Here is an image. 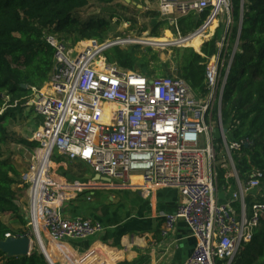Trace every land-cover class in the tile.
<instances>
[{
  "label": "built area",
  "instance_id": "built-area-1",
  "mask_svg": "<svg viewBox=\"0 0 264 264\" xmlns=\"http://www.w3.org/2000/svg\"><path fill=\"white\" fill-rule=\"evenodd\" d=\"M205 10L209 13L204 22L176 39L182 44L200 34L210 36L209 40L224 23L216 41L218 52L206 62V93L201 97L175 75L147 77L108 63L104 50L123 41L78 40L69 46L55 35H45L54 48L53 67L26 102L42 118L29 139L38 146L31 155L30 175H25L32 183L27 219L33 229L39 216L41 231L59 243L86 239L103 230L98 221L62 214V194L89 188L79 182H57L50 176L51 156L56 152L70 161L85 162L110 183L125 187L139 176L144 195L155 187L176 188L181 201L174 211L162 215L160 232L166 237L178 220L189 228L195 245L183 264H230L240 247L252 240L264 218V202L255 197L247 206L245 201L249 191L260 187L262 172H252L245 184L237 179L231 152L243 142L230 141L227 132H222L219 112L231 63L229 58L225 67L221 53L232 23V0H157L160 19L168 20L176 30L179 18ZM216 146L224 152L221 158ZM218 167L236 179L222 201L215 187Z\"/></svg>",
  "mask_w": 264,
  "mask_h": 264
},
{
  "label": "trees",
  "instance_id": "trees-1",
  "mask_svg": "<svg viewBox=\"0 0 264 264\" xmlns=\"http://www.w3.org/2000/svg\"><path fill=\"white\" fill-rule=\"evenodd\" d=\"M114 1L0 0V240H4L6 234L26 236L29 233L25 228L28 220L16 202L21 176L13 160L5 153V147L11 141L28 150L38 146L37 142L27 138H16L9 129V123L29 108L26 102L32 96V89L41 88L52 70L54 48L46 41L45 35L69 37L71 45L78 40L89 39L103 43L108 39L111 19L97 16L81 20L74 13L90 2L111 4ZM208 13L205 10L198 15L179 18L177 30L168 20L158 21L152 25L150 36L159 37L157 29L165 24L173 33L176 31L185 37L204 22ZM231 16L227 47L221 53L225 58V67L229 58L231 63L219 109L220 119L229 140L243 142L238 150L231 152L237 179L245 184L252 172L261 171L262 195L258 193L256 198L264 202V0H232ZM146 30V27L142 29L143 32ZM223 30L224 23H220L214 35L202 43V55L188 47L176 49L179 59L174 75L182 78L197 97L206 93V62L218 52L216 41ZM236 42L237 49L233 52ZM103 54L108 63L147 77L173 76L161 69L166 63L161 64L158 53L149 45L135 44L126 49L114 45L106 48ZM41 123L42 118L37 116L34 129ZM219 149L216 146L217 152ZM51 161L54 171L71 165L56 152H53ZM62 162H66L67 166H63ZM235 185V177L218 167L216 191L225 193ZM251 201L252 197L248 195L247 206ZM8 214L13 216L12 221H3L2 217ZM56 243L50 241L45 244L53 263L65 259L57 252ZM95 249L100 254L111 255L112 261L120 258L117 251L102 244ZM0 259L2 264H49L36 247L29 255L17 257H8L0 250ZM70 260L79 263L81 259ZM230 264H264V218L260 219L252 240L240 247Z\"/></svg>",
  "mask_w": 264,
  "mask_h": 264
},
{
  "label": "crops",
  "instance_id": "crops-1",
  "mask_svg": "<svg viewBox=\"0 0 264 264\" xmlns=\"http://www.w3.org/2000/svg\"><path fill=\"white\" fill-rule=\"evenodd\" d=\"M92 3L94 2L89 4ZM154 4L157 11V0ZM213 32L214 29L209 32L210 35ZM65 160L70 164L82 162L66 158ZM62 164L67 166L66 162ZM85 166L92 172L91 178L87 179L86 176V180L79 183L89 189L83 193L71 191L69 198L67 193L62 194L63 199L67 197L68 202L76 201L72 205L75 214L68 213L62 201V214L98 221L103 230L86 239L63 242L68 246L64 252L66 258L58 260L55 264H183L186 261L195 245V238L186 224L178 220L173 231L166 237L160 232L163 225L162 215L174 211L181 201L176 188L155 187L149 195H144L141 190L144 188L143 183L139 176H135L139 177L137 181L132 179L131 183L124 187L110 183L102 177L97 178L91 167L88 164ZM98 191L106 193L102 194L101 199L95 200L93 195ZM86 195L90 198L87 199ZM227 195V192L217 193L220 201ZM234 206L238 207L237 204ZM100 244L117 251L120 258L112 261L111 255L100 254L95 249ZM70 259L81 260L76 263Z\"/></svg>",
  "mask_w": 264,
  "mask_h": 264
},
{
  "label": "rangeland",
  "instance_id": "rangeland-1",
  "mask_svg": "<svg viewBox=\"0 0 264 264\" xmlns=\"http://www.w3.org/2000/svg\"><path fill=\"white\" fill-rule=\"evenodd\" d=\"M155 0H115L111 4H101L94 2L89 4L88 6L77 10L74 15L79 17L81 20H86L89 17H105L107 19H111V29L108 34V39L111 41L120 40L123 42H119L117 46H120L123 49L130 47L135 44H139L141 46L149 45L151 46L159 56V60L161 64L166 63L165 67L161 69L169 72V74H175L177 63H178V54L176 53V49L182 50L185 48L183 43L177 44L176 39H178L181 35L178 34L176 31L173 33L172 29H167L166 25L163 24L160 26L157 31L159 33V37H165L166 34H171L168 37L166 45H157L152 43L156 37L150 36V30L153 24L157 23L158 21H162L158 15V12L155 9ZM112 16V18H110ZM216 23V22H215ZM214 23V24H215ZM147 28L146 31H142V29ZM211 29H209V32ZM210 34V33H209ZM183 37V36H181ZM210 37V36H209ZM209 37H202L201 39L206 41ZM58 38V37H57ZM60 40L65 41V43L69 46L72 44V40L69 37L62 36L59 38ZM173 39V40H172ZM105 40V41H107ZM202 45V44H200ZM201 47V46H200ZM190 48V47H188ZM195 51V48L191 47ZM198 51H200L198 49ZM104 55V54H103ZM105 56V55H104ZM30 102V101H29ZM28 109L26 108L23 110L21 116H17L15 121H10L9 129L11 132H14L16 138H27L30 139L32 135L37 131L38 127L34 129L35 118L38 116L34 109L28 105ZM218 133H215V138H218ZM35 149V148H34ZM33 149V150H34ZM5 153L10 156V158L15 163L20 176H21V184H19V190H17V197L16 202L20 206L23 214L26 218L29 219V201H30V188L32 187V183L29 180L30 175V163H31V155L33 151L28 149H24V146L15 143L14 141L9 142L5 147ZM224 154L223 151L218 152V157L221 158ZM84 162H77L71 164L70 166L59 169L57 171L52 170L50 172V176H55L54 179L59 182L61 180L68 181L70 183L81 182L91 178V171L90 169L83 164ZM28 176H25L28 174ZM85 175V176H84ZM80 180V181H78ZM105 191H98L96 192L93 197L95 200L101 199L102 194H105ZM108 193V192H107ZM219 194H223L222 192H217ZM258 193L262 195L261 188L259 187L256 190L249 191V195L252 198L257 197ZM69 198V196L67 195ZM64 198L63 204L67 208V212L70 214L73 213V203L76 201H70ZM94 200V201H95ZM85 204H89V202H85ZM13 216L5 215L2 217V220L5 222H11ZM30 221V220H29ZM31 222V221H30ZM28 222L26 225V229L29 231L28 235L32 239L31 242V250L36 247L40 251V246L38 241L35 238L33 226ZM14 229H17L15 225L12 224ZM41 241L43 245L48 244L51 240L48 238L47 234L40 230L39 232ZM74 242V241H71ZM68 248L66 243H56V250L57 252L63 257L66 258L64 255L65 250ZM30 250V251H31ZM0 264L1 259H0Z\"/></svg>",
  "mask_w": 264,
  "mask_h": 264
},
{
  "label": "water",
  "instance_id": "water-1",
  "mask_svg": "<svg viewBox=\"0 0 264 264\" xmlns=\"http://www.w3.org/2000/svg\"><path fill=\"white\" fill-rule=\"evenodd\" d=\"M153 43L157 44V45H166L167 44L166 42H158V41H153ZM23 86L26 87V85H23ZM222 132L225 133L226 129L222 128ZM96 176H97V178L100 177L98 174ZM102 179L108 181V179H105V178H102ZM33 230H34L35 238L38 241L39 246H40V252L44 255L46 261L49 264H55V263H52L47 258L46 254H45L44 245L41 242L39 231L36 228H34ZM31 242H32V239H31L30 236H10V237H6L4 240H0V250L3 253H5L8 257H17V256L29 255L30 250H31Z\"/></svg>",
  "mask_w": 264,
  "mask_h": 264
},
{
  "label": "bare ground",
  "instance_id": "bare-ground-1",
  "mask_svg": "<svg viewBox=\"0 0 264 264\" xmlns=\"http://www.w3.org/2000/svg\"><path fill=\"white\" fill-rule=\"evenodd\" d=\"M216 26V23L214 24V25H212L211 27H210V29L211 30H213L214 29V27ZM171 36V34L170 35H167V36H165V37H157L154 41H158V42H168L169 40H167L168 39V37H170ZM202 38V35H200V34H196V35H193L191 38H188V39H186V40H184V41H181V42H183V46H185V47H193V48H195L196 50H198L199 49V47H200V44L202 43V41H204V40H202L201 39ZM173 40V39H172ZM153 43V42H152ZM176 43V42H175ZM168 45V44H167ZM181 45V44H180ZM47 162V161H46ZM47 164H48V162H47ZM43 172V173H42ZM41 173H40V178H38L37 179V182H36V185L39 187L40 186V180H41V178H43L44 177V169H43V171H42ZM133 180H135V181H137L138 179H139V177H133L132 178ZM62 199H63V196H62ZM34 224H35V227L36 228H38V230H41V228H42V223H41V220H40V217L39 216H37L36 217V219H35V221H34ZM51 241H53V240H51ZM42 242V241H41ZM53 242H56V241H53ZM44 251H45V254H46V256H47V258L52 262V260L50 259V257H49V255H48V253H47V251H46V248H45V246H44ZM53 263V262H52Z\"/></svg>",
  "mask_w": 264,
  "mask_h": 264
}]
</instances>
